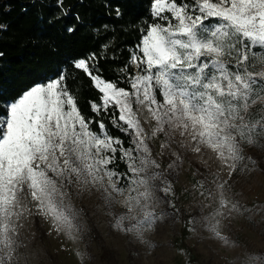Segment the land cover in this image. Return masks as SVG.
Here are the masks:
<instances>
[{
    "label": "snow or ice",
    "instance_id": "6c2138e0",
    "mask_svg": "<svg viewBox=\"0 0 264 264\" xmlns=\"http://www.w3.org/2000/svg\"><path fill=\"white\" fill-rule=\"evenodd\" d=\"M62 4L57 0L67 15ZM148 12L117 80L103 77L95 53L70 60L97 93L90 115L78 106L63 66L0 104V264H20L26 245L19 237L29 218H42L75 241L82 229L73 196L102 201L117 231L154 248L146 233L179 213L181 153L208 166L205 152L228 180L209 172L210 180L193 185L210 202L202 207L216 205L203 228L234 253L227 264H264L221 227L222 220L249 213L229 181L260 171L247 151H264V0H149ZM75 19L80 22L78 14ZM65 31L72 35L76 27ZM165 156L172 159L162 166L158 158ZM161 203L172 211L158 213ZM187 223L195 232V218Z\"/></svg>",
    "mask_w": 264,
    "mask_h": 264
},
{
    "label": "rangeland",
    "instance_id": "374dc122",
    "mask_svg": "<svg viewBox=\"0 0 264 264\" xmlns=\"http://www.w3.org/2000/svg\"><path fill=\"white\" fill-rule=\"evenodd\" d=\"M256 107L258 105L253 106V110ZM153 148L154 151L159 150L158 142L153 144ZM181 154L185 160L175 181L178 199L174 200L179 213L146 233L145 239L152 241L154 248H148L133 236L117 231L113 227V217L102 201L73 196L70 203L81 210L78 222L82 231L76 233L77 239L73 241L63 232L53 231L42 218H29L19 237L26 245L20 250V264H227L234 253L223 248L202 226L205 222L203 218L216 205L202 207L210 202L193 188L197 180L206 177L210 180L209 172H218L222 179L228 180L227 170L209 159L212 155L209 152L203 155L208 166L195 154ZM247 154L258 161L260 171L253 172L247 179L234 174L229 183L233 184V198L250 211L238 219L222 220L221 227L224 234L235 240L242 250L264 258V210L259 207L264 206V151L253 148ZM158 159L162 166H166L172 158L165 156ZM116 210L122 211L119 205ZM155 210L158 213L172 211L167 203L159 204ZM192 218L197 221L195 232L189 230L187 223ZM77 252L82 255L78 256Z\"/></svg>",
    "mask_w": 264,
    "mask_h": 264
},
{
    "label": "trees",
    "instance_id": "16d2710c",
    "mask_svg": "<svg viewBox=\"0 0 264 264\" xmlns=\"http://www.w3.org/2000/svg\"><path fill=\"white\" fill-rule=\"evenodd\" d=\"M62 8L67 15L57 0H0V25L5 26L0 29V104L63 66L70 76L69 85L79 93L78 106L90 115L89 101L97 93L82 73L71 68L70 60L95 53L103 77L117 80L119 69L141 40L138 29L150 19L149 0H63ZM73 25L75 33L67 34L66 27ZM119 85L126 86L122 78ZM109 127L114 135H121Z\"/></svg>",
    "mask_w": 264,
    "mask_h": 264
}]
</instances>
